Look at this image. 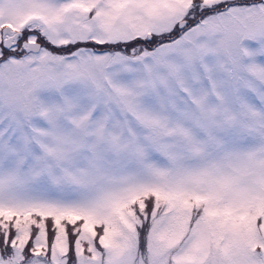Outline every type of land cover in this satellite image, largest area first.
<instances>
[{
  "label": "snow or ice",
  "instance_id": "1",
  "mask_svg": "<svg viewBox=\"0 0 264 264\" xmlns=\"http://www.w3.org/2000/svg\"><path fill=\"white\" fill-rule=\"evenodd\" d=\"M0 264H264V0H0Z\"/></svg>",
  "mask_w": 264,
  "mask_h": 264
}]
</instances>
